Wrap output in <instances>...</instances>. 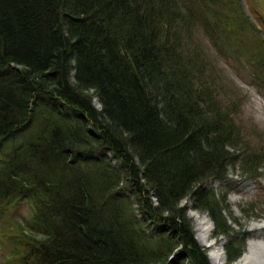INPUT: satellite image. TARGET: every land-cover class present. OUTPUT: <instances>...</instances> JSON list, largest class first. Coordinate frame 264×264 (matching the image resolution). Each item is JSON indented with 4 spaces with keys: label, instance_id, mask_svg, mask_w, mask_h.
Here are the masks:
<instances>
[{
    "label": "trees",
    "instance_id": "16d2710c",
    "mask_svg": "<svg viewBox=\"0 0 264 264\" xmlns=\"http://www.w3.org/2000/svg\"><path fill=\"white\" fill-rule=\"evenodd\" d=\"M188 1L197 15L183 0H0L2 264H209L185 198L232 234L205 181L240 156L234 100L204 85L181 36L198 21L263 84L264 0L259 26L240 0ZM257 158L242 156L250 177ZM21 200L27 215L5 221Z\"/></svg>",
    "mask_w": 264,
    "mask_h": 264
},
{
    "label": "rangeland",
    "instance_id": "374dc122",
    "mask_svg": "<svg viewBox=\"0 0 264 264\" xmlns=\"http://www.w3.org/2000/svg\"><path fill=\"white\" fill-rule=\"evenodd\" d=\"M183 2L197 15L191 2L188 0ZM240 2L250 21L259 26L250 9L254 0H240ZM257 14L264 19V13ZM200 25L198 21L188 25L190 31L188 36L182 33V42L197 51L196 63L200 62L201 65L198 67L202 72L201 80L209 87L212 94L214 93L221 102H227L228 98L234 100L233 107L229 108L243 142L237 146L240 156L234 165L228 166L225 178L205 181L208 188L212 189L219 206L224 209L222 214L226 218V223L231 225L232 234L215 236V228L210 217L203 212L193 210L187 198L180 200L178 206L185 205L188 208L184 215L190 220L193 238L203 250L209 264H211L209 259L211 253L220 257L223 264H238L242 260L246 264H254V262L263 264L264 261L259 263L260 259H255V256L262 259L264 255L256 253L257 255L253 254L255 255L253 256L248 251L254 243L264 246V75L259 78L263 84L257 83L255 77L251 75L253 72L250 63L242 57L235 58L228 52L220 53L219 41H215L214 43L218 44L214 46L213 41L205 36ZM92 103L98 107L95 98L92 99ZM245 154L258 157L256 160L250 159L253 163L247 166L249 169L256 167L255 173H259L258 176L250 177L247 171H244L246 166L242 167L241 160ZM27 213L28 204L25 200H21L11 209L9 208L5 221L12 218L21 220ZM200 234L206 239L204 243H200L196 238ZM242 237H245V240L241 255L233 262L228 261L224 245L233 241L236 247ZM10 247L9 242L0 244V264ZM183 263L186 264V260Z\"/></svg>",
    "mask_w": 264,
    "mask_h": 264
},
{
    "label": "bare ground",
    "instance_id": "6f19581e",
    "mask_svg": "<svg viewBox=\"0 0 264 264\" xmlns=\"http://www.w3.org/2000/svg\"><path fill=\"white\" fill-rule=\"evenodd\" d=\"M196 230H198V227H196ZM197 240L200 242V243H204L206 241L205 237L200 234V235H197ZM209 245H212V244H209ZM249 254L253 255V254H256V253H260L262 255H264V246L263 245H260V244H257V243H254V244H251V246L249 247V251H248ZM246 255H248L246 253ZM257 255V254H256ZM261 255V256H262ZM255 256V255H253ZM209 259L211 261V264H223L221 262V258L220 257H217L216 255H214L213 253H211L209 255ZM243 259V258H242ZM251 259V258H250ZM255 259H260L259 260V263H262V261H264V258H260V257H256L255 256ZM254 262V261H253ZM238 264H246L243 260L241 262H239ZM249 264V263H247ZM252 264V263H251ZM254 264H258L257 262H254ZM264 264V263H263Z\"/></svg>",
    "mask_w": 264,
    "mask_h": 264
}]
</instances>
